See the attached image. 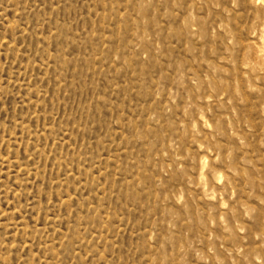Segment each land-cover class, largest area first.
I'll return each instance as SVG.
<instances>
[{
    "label": "rangeland",
    "instance_id": "374dc122",
    "mask_svg": "<svg viewBox=\"0 0 264 264\" xmlns=\"http://www.w3.org/2000/svg\"><path fill=\"white\" fill-rule=\"evenodd\" d=\"M263 2L0 0V264H264Z\"/></svg>",
    "mask_w": 264,
    "mask_h": 264
},
{
    "label": "bare ground",
    "instance_id": "6f19581e",
    "mask_svg": "<svg viewBox=\"0 0 264 264\" xmlns=\"http://www.w3.org/2000/svg\"><path fill=\"white\" fill-rule=\"evenodd\" d=\"M264 3V2H263ZM264 25V24H263ZM263 32H264V26H263ZM203 121V120H202Z\"/></svg>",
    "mask_w": 264,
    "mask_h": 264
}]
</instances>
